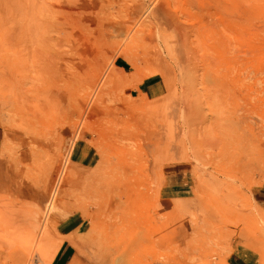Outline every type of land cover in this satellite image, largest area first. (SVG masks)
<instances>
[{
  "label": "rangeland",
  "instance_id": "1",
  "mask_svg": "<svg viewBox=\"0 0 264 264\" xmlns=\"http://www.w3.org/2000/svg\"><path fill=\"white\" fill-rule=\"evenodd\" d=\"M0 73V264H264V0H0Z\"/></svg>",
  "mask_w": 264,
  "mask_h": 264
},
{
  "label": "crops",
  "instance_id": "2",
  "mask_svg": "<svg viewBox=\"0 0 264 264\" xmlns=\"http://www.w3.org/2000/svg\"><path fill=\"white\" fill-rule=\"evenodd\" d=\"M71 162L79 167H85V165H91L94 163L95 161V157H94V153H92L90 150H88L84 145H75L71 151ZM260 199L262 201H264V192H262L260 194ZM79 224L74 221V219H70V217L68 219H61L58 220L56 222V229L57 232L60 235H68L69 233H71L72 231H74L76 228H78ZM240 243L239 245H242V242L246 243L247 239L240 237L237 238ZM68 244L63 243L62 247L63 249H61V253L53 259L52 264L54 263H60V264H68L70 257L69 254H67L66 252L68 251ZM67 247V248H66ZM67 249V251H66ZM238 251V250H237ZM243 255V254H242ZM21 256V255H20ZM22 260H18L19 264L23 263V257L21 256ZM247 258H249L247 256ZM248 260V259H247ZM239 259V263L237 264H242V263H246L245 260V255H244V259ZM234 264V263H233Z\"/></svg>",
  "mask_w": 264,
  "mask_h": 264
},
{
  "label": "bare ground",
  "instance_id": "3",
  "mask_svg": "<svg viewBox=\"0 0 264 264\" xmlns=\"http://www.w3.org/2000/svg\"><path fill=\"white\" fill-rule=\"evenodd\" d=\"M2 73V72H1ZM0 73V74H1ZM9 73V72H8ZM4 74V73H3ZM12 74V73H11ZM14 74V73H13ZM6 75V74H5ZM4 75V76H5ZM12 78V77H11ZM14 78V77H13ZM9 80H10V78H9ZM14 80H15V78H14ZM13 82V81H12ZM16 82H13V84H15ZM17 85H14V87H16ZM9 89V88H8ZM13 90H14V88H12ZM11 89V90H12ZM16 89H18V86H17V88ZM18 91H20V90H18ZM11 92V91H10ZM13 92V91H12ZM22 92V91H21ZM20 92V93H21ZM19 93V94H20ZM59 93H60V91H59ZM19 94H17V95H19ZM13 95H14V93H13ZM24 95V94H23ZM30 95V94H29ZM59 95V94H58ZM10 96V95H9ZM60 96H61V94H60ZM14 97V96H13ZM12 96H11V98H13ZM16 97V96H15ZM20 98V97H19ZM14 102V101H13ZM17 103V102H16ZM6 104V103H5ZM10 107V106H9ZM8 109V108H7ZM29 111V110H28ZM63 140V139H62ZM251 144H252V142H251ZM34 146V145H33ZM34 153V152H33ZM96 153V152H95ZM100 155V154H99ZM35 157V156H34ZM105 159V158H104ZM107 159V158H106ZM97 161H99V158H98V160ZM96 161V162H97ZM34 166V165H33ZM96 167V166H95ZM94 167V168H95ZM93 169V168H92ZM66 170V169H65ZM94 170V169H93ZM91 172V171H90ZM81 173V172H80ZM91 173H93V171L91 172ZM91 173H88V175H90ZM77 174H79V172L77 173ZM95 174V173H94ZM76 175V174H75ZM84 175L85 176H87L86 174H85V172H84ZM100 175V174H99ZM74 176V175H73ZM73 176H72V178H73ZM93 176H95V175H93ZM67 177V176H66ZM70 177V176H69ZM75 177V176H74ZM79 177V176H78ZM81 177V176H80ZM71 180V179H70ZM74 180V178L72 179V181ZM108 180V179H107ZM100 183V182H99ZM73 184V183H72ZM107 184H109V183H107ZM85 186H87L86 184H84ZM83 185V186H84ZM77 186V185H76ZM101 187V186H100ZM109 187V186H108ZM107 187V188H108ZM91 188V187H90ZM79 189V188H78ZM105 191H106V187H105ZM62 192V191H61ZM66 192V191H65ZM91 192H92V190H91ZM113 192V190L112 189H110V188H108V190H107V193H112ZM53 194V193H52ZM59 194V190L57 191V196H59L58 195ZM62 194V193H61ZM87 194V193H86ZM120 194V193H119ZM55 195H56V193L54 194V198L56 199L57 198V201L60 199H58V197L56 196L55 197ZM95 195V194H94ZM53 196V195H52ZM51 196V197H52ZM77 196V195H76ZM97 196H98V198L100 199V200H102L105 196H106V194L105 193H102V192H98L97 193ZM60 197V196H59ZM120 197H121V200L122 201H124L123 199L124 198H122V195H120ZM53 199V198H52ZM84 199V198H83ZM99 200V201H100ZM56 201V202H57ZM98 201V200H97ZM50 203V202H49ZM53 203H54V200H53ZM53 203H51L52 205H53ZM62 203V202H61ZM100 203H104L105 205H107V207L108 208H110L111 209V207H112V205H111V201L110 200H108L107 198L105 199V200H103L102 202L100 201ZM125 203V202H124ZM12 204V203H11ZM49 205V204H48ZM56 206L55 207H57V204H55ZM59 205H60V202H59ZM86 206V205H85ZM88 206V205H87ZM92 206V205H91ZM102 206V205H101ZM53 207V206H52ZM90 207V206H89ZM98 207V206H97ZM56 209V208H55ZM59 209H61V206H60V208ZM58 209V210H59ZM87 210V209H86ZM97 210H98V208H97ZM100 210V209H99ZM91 211V210H90ZM95 211V210H94ZM102 211V210H101ZM215 212V214H218V209H217V207H215L214 206V208H213V213ZM56 213V212H55ZM54 213V214H55ZM90 214H91V216H94L95 217V215H99V213L98 214H95V212H89ZM88 213V214H89ZM62 214V213H61ZM106 214H107V212H106ZM107 216H109V215H107ZM56 217V216H55ZM82 217V216H81ZM215 217V216H214ZM88 219L90 218L89 217V215H88V217H87ZM86 218V219H87ZM54 219V218H53ZM55 220V219H54ZM58 220V219H57ZM93 220H95V219H93ZM121 220H122V218H121ZM90 221H91V219H90ZM99 223L97 224V226H99V229H101V228H104V230H108V227L109 226H112L110 229V232H112V231H114L115 232V229L118 227V224L116 225V224H113V223H111V224H107V223H104L103 221V223H100V221H98ZM94 224H95V222H94ZM104 224H106V225H104ZM96 226V225H95ZM119 226L121 227V226H123V223H121V224H119ZM124 227V226H123ZM96 228V227H95ZM126 228V227H125ZM89 229H90V227H89ZM126 230H128V229H126ZM92 231V230H91ZM96 232V230L95 229H93V233L95 234V232ZM100 231V230H99ZM92 233V234H93ZM99 233V232H98ZM102 234V233H101ZM93 236H95V235H93ZM63 238V237H62ZM98 238V237H97ZM105 238V237H104ZM93 239V238H92ZM98 240H99V238H98ZM94 241V240H93ZM101 241V240H100ZM64 243H66V244H68L69 246H73L76 250H77V252H78V254L80 253V252H82V250L83 249H85L87 246H90V244L91 243H89V242H81V241H79V240H77L75 237H69L68 239H66L65 241H64ZM100 244H102V243H100ZM92 245H94V243L92 244ZM95 246H96V248L98 247L96 244H95ZM75 250V251H76ZM93 251V250H92ZM110 251V250H109ZM108 253H110V252H108ZM116 252H114V254H115ZM122 253V252H121ZM111 254V253H110ZM43 255H41V261L43 262L44 260H43ZM73 257V256H72ZM70 258V260H69V262H68V264H81L80 262L79 263H76L75 261L77 260L75 257H77V255L76 256H74V258L76 259H74V258ZM94 258V257H93ZM46 259V258H45ZM53 257L52 256H50V258L48 259V261H47V263L46 264H52V261H53ZM80 259V258H79ZM46 261V260H45ZM106 263V262H105ZM117 264V263H116Z\"/></svg>",
  "mask_w": 264,
  "mask_h": 264
}]
</instances>
